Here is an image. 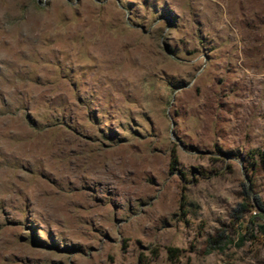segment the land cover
I'll list each match as a JSON object with an SVG mask.
<instances>
[{
  "label": "rangeland",
  "instance_id": "374dc122",
  "mask_svg": "<svg viewBox=\"0 0 264 264\" xmlns=\"http://www.w3.org/2000/svg\"><path fill=\"white\" fill-rule=\"evenodd\" d=\"M245 186L264 0H0V264H264Z\"/></svg>",
  "mask_w": 264,
  "mask_h": 264
},
{
  "label": "trees",
  "instance_id": "16d2710c",
  "mask_svg": "<svg viewBox=\"0 0 264 264\" xmlns=\"http://www.w3.org/2000/svg\"><path fill=\"white\" fill-rule=\"evenodd\" d=\"M244 190H245V192H246V194H247V197L250 199V200H252L253 198H252V196H251V194H250V192H249V189L245 186L244 187ZM254 201H253V207L255 208V209H257V210H259L261 213H263L264 214V202L258 197V196H255L254 197ZM224 237V235H223V231H218L215 235H213V236H211L210 238H209V241H207V243H211L212 241H215L216 243H218L222 238ZM179 249H177V248H169L168 249V253H169V256L172 258V257H177L178 256V254H179Z\"/></svg>",
  "mask_w": 264,
  "mask_h": 264
}]
</instances>
